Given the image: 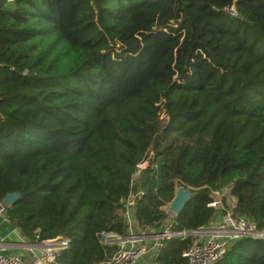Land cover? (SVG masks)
Here are the masks:
<instances>
[{"label": "trees", "instance_id": "obj_1", "mask_svg": "<svg viewBox=\"0 0 264 264\" xmlns=\"http://www.w3.org/2000/svg\"><path fill=\"white\" fill-rule=\"evenodd\" d=\"M230 183L264 229V0H0V202L20 196L4 216L25 240L99 264L124 203L193 232ZM179 185L194 194L169 218ZM194 238L164 239L154 264H184ZM229 248L213 264H264V238Z\"/></svg>", "mask_w": 264, "mask_h": 264}, {"label": "built area", "instance_id": "obj_2", "mask_svg": "<svg viewBox=\"0 0 264 264\" xmlns=\"http://www.w3.org/2000/svg\"><path fill=\"white\" fill-rule=\"evenodd\" d=\"M224 9L232 15L236 14L233 6H225ZM145 163L138 165L133 180L138 176L139 170L146 166ZM230 188L231 183L209 191L211 201L208 206L212 207L215 213L207 225L193 232L169 230L168 219L157 221L154 225L141 226L137 224L132 209L126 202L124 210H121L120 206L116 211L123 218L125 234L105 232L102 235L104 243L112 247V252L99 264H154L153 259L158 254L164 239L188 234L194 235L195 238L182 253L185 259L184 264H213L226 254L234 241L250 237L264 238V229H258L254 220L248 219L234 209L235 197L231 194ZM138 194L137 192L136 195ZM229 200H231L230 203ZM5 206L7 205L2 200L0 215L4 214ZM171 215L170 217H173L174 214ZM21 239L24 240V238ZM67 246L68 239L65 237L30 243L23 241L11 243L2 237L0 238V264H27L28 262L59 264L57 260L59 249ZM16 250H25L29 258L26 259Z\"/></svg>", "mask_w": 264, "mask_h": 264}, {"label": "water", "instance_id": "obj_3", "mask_svg": "<svg viewBox=\"0 0 264 264\" xmlns=\"http://www.w3.org/2000/svg\"><path fill=\"white\" fill-rule=\"evenodd\" d=\"M174 192V196L171 202L167 205V209L172 214L177 215L181 212L183 206L191 199L194 192H191L189 189L181 185L177 186ZM3 197V201L7 206L15 204L20 199V196L15 192L6 193ZM21 241L30 243V241L25 239Z\"/></svg>", "mask_w": 264, "mask_h": 264}, {"label": "crops", "instance_id": "obj_4", "mask_svg": "<svg viewBox=\"0 0 264 264\" xmlns=\"http://www.w3.org/2000/svg\"><path fill=\"white\" fill-rule=\"evenodd\" d=\"M0 236H2L5 240L11 243L21 242V238H24V236L20 234L18 229L7 220L4 214L0 215ZM21 251L16 250V252L19 254H22ZM22 255H24L26 259L29 258V254L27 252ZM27 264H30V262H28Z\"/></svg>", "mask_w": 264, "mask_h": 264}, {"label": "rangeland", "instance_id": "obj_5", "mask_svg": "<svg viewBox=\"0 0 264 264\" xmlns=\"http://www.w3.org/2000/svg\"><path fill=\"white\" fill-rule=\"evenodd\" d=\"M7 5L12 6L11 3H7ZM145 164H146V163H145ZM226 199H227V198H226ZM230 202H231V200H229V203H230ZM125 205H126V203L120 207L121 210H124V209H125ZM167 205H168V204H167ZM167 205L163 206L162 208H163V210H164V211L169 215V217H170V216H172V215H171L172 213L168 211V209H167ZM129 206H130V205H129ZM0 237H2V236H0ZM21 253H22V254H25L26 251L23 250V251H21Z\"/></svg>", "mask_w": 264, "mask_h": 264}]
</instances>
